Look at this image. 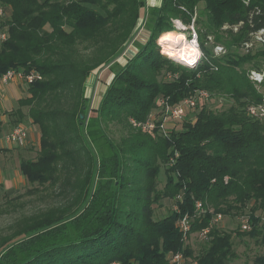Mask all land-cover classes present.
<instances>
[{
    "label": "trees",
    "instance_id": "obj_1",
    "mask_svg": "<svg viewBox=\"0 0 264 264\" xmlns=\"http://www.w3.org/2000/svg\"><path fill=\"white\" fill-rule=\"evenodd\" d=\"M143 7V0H0V33L6 35L0 41V78L9 71L40 77L26 85L27 96L14 113V124L27 117L39 136L37 157L21 160L19 170L28 186H38L29 193L54 203L45 202L0 234V264H170L177 253L190 264H228L232 234L264 245V118L247 113L263 102L264 92L248 78L250 71L260 72L258 62L243 67L264 58V44L253 55L234 51L264 30V0H162L141 20ZM195 9L202 58L192 68L160 55L156 40L173 32L169 19L190 25ZM141 23L147 25L145 43L112 74L91 110L89 79L117 63ZM211 35L226 49L223 57L205 49ZM196 91L209 99L196 101L198 111L192 118L186 113L179 128L168 124L161 132L162 102L175 106ZM217 98L233 104L213 111L208 101ZM152 115L156 128L150 132L130 124ZM108 123L118 124L127 138L123 153L113 149L112 180L101 183L106 157L98 158L97 144L106 146ZM127 163L135 175L125 177ZM161 168L165 182L156 192ZM137 185L135 209L123 201V191ZM5 193L6 203L15 199L16 191ZM153 204L168 207L159 220L153 219ZM245 213L251 231L225 232L214 225L196 254L187 244L214 216ZM186 216L190 229L184 239L179 226Z\"/></svg>",
    "mask_w": 264,
    "mask_h": 264
},
{
    "label": "rangeland",
    "instance_id": "obj_2",
    "mask_svg": "<svg viewBox=\"0 0 264 264\" xmlns=\"http://www.w3.org/2000/svg\"><path fill=\"white\" fill-rule=\"evenodd\" d=\"M143 3H144V7L142 9V17H141L142 19L141 20H143L145 10H147V14L149 15V12L151 9H157L160 7L154 4H149L150 3L149 0H143ZM198 14H199V10L195 9V19L197 18L196 16ZM148 15H147L148 22H149L148 24H150L151 21H153V18ZM177 21L179 20L169 19L167 20V26L169 25L173 29V33L183 34L186 38V41L189 42L188 37L191 33L189 30V25L185 26L182 22L179 21L181 26H177ZM198 28H201V27L198 26ZM195 31L197 33L198 43H199V36H198V32L196 28H195ZM147 37H148L147 25L145 27V23H144V25L142 24V26L140 27V30L138 34L136 35L134 42L127 49V52L125 53V55H123L117 61L115 65H111V66L101 69L96 75H93V77L89 79L87 83L86 97L90 99L91 110H95L98 107L101 97L104 93L105 87H107L112 80V77H113L112 74L115 73L119 68H122L126 64L127 60H129L130 58L134 56V54L136 53L135 47L144 44ZM157 40H156V45L159 48L160 55L168 59H174L180 65L186 64L177 58H171V57H168L166 54H164L162 50L163 46L160 45V39L158 43H157ZM203 45L205 49L206 48L210 49L212 52H213L214 46H221L223 50L221 53L218 54L217 58L223 57L227 53L226 49L221 44L215 43L214 36L212 35L204 39ZM257 46L259 45H255L250 49L251 55L257 52V50L254 49V47H257ZM199 47H200V44H199ZM234 51L240 56H244L247 52L242 48L236 49ZM199 52L202 53L201 49L199 50ZM255 62H258L257 65L260 67L259 73H261L264 77V58L263 59L258 58L256 60H252L250 64H245L243 67L246 69L254 68ZM197 64L198 62H195L194 64H191L193 65L191 67L193 68ZM11 83L12 82L8 83L7 85ZM262 83H264V81ZM7 85H3V86H7ZM1 86H0V117L2 116V113L4 114V111H5V114H6V111L9 112L8 113L9 115H6V116H7V121L10 120V123L7 122V124H9L12 128L19 123L13 124V121L16 118L13 115L14 112L12 114L10 110L12 108L13 109L18 108V99L26 95V85L22 84L21 88H17L16 86H13V85H10L8 87H1ZM256 90L261 93L264 92L262 90V84L260 86H257ZM6 96L9 97L8 101H5ZM202 102H205V101L201 100V103ZM208 102L209 104L207 106L210 107L211 110L213 111L226 110L231 106V104H233L232 100H229V99L226 100L223 98L212 99V100H209ZM199 106H201V104ZM22 109H23V112L26 113L27 108H22ZM196 111H198V109L196 108L193 110H189L186 114L187 115L186 118H192ZM92 114L93 113H90V115ZM151 117H154V115H152ZM22 123L24 124V127L27 126V128L29 129L30 139L35 140L38 135L37 128L30 124L27 117H24L22 122L20 123V125L23 126ZM169 125H172L170 128H179L181 125V121L178 120L177 122L169 123ZM8 132L7 130H3V128H0V145H4V146L8 145V143L4 141V137ZM105 137H106V146L102 147L103 142H99L97 144L98 158L106 157V173L101 176L100 178L101 183H105V182L107 183L112 180L110 171L114 165L113 149L117 151L118 149L123 148V151H122L123 153L125 150L124 149L125 145H123L124 144L123 142L127 138L125 131L122 130L118 124H114V123H108V125L106 126ZM34 140L32 142H34ZM29 144L31 145V142ZM9 145L13 146L14 148H19L18 150L21 149L20 155H26L25 158H27L28 160H34L37 157V154H38L37 146L36 148L32 147L31 151L27 152L23 150L27 147L28 145L27 142H26V145L23 147H18L14 144H9ZM121 154H120V158H122L123 161L125 160V158L127 160V157L130 156V153H126L125 158H124L122 157ZM128 163H127V168L125 170L126 171L125 177L131 176L132 174L133 175L136 174L135 172L130 171L133 168V165L128 164ZM15 170H17V163L15 159L9 160L8 162L5 161V166L3 167L2 173L0 174V181L2 180L3 182V180L7 178V175H9V173L12 174V172H14ZM164 182H165L164 171L161 168L159 171V179L157 180V187L155 189L156 192H162ZM35 188H38V186L36 185L28 186L26 183L24 184L21 183L18 186V189L15 190L16 194L13 195V198L15 199L13 201L10 200L8 203H6V198H5L6 191L4 190L5 188L4 186L2 187L0 185V204H1L0 234L7 235L9 233L8 226L11 223H13L15 220H17L18 218H21L22 216H29L31 213H34L40 209L45 208L46 206L45 202H48L49 204L52 205L53 203L52 199H45V198L42 199V197H40L38 193H29L30 189L34 190ZM140 188L141 187L137 185V186H134L130 192H129L130 189H127V188L123 191V193H125V195L123 194V201L127 203L128 205H130L131 208H134V206H136L135 207L136 209L139 206V202H136L137 200L136 194L139 195L138 190H140ZM151 197H153V194L151 195ZM125 198H130V202H127ZM152 208L154 210L153 219L155 220H159L162 215L167 213V209H168V207L166 206L158 207L157 204H153ZM216 225L217 227H219L221 230L225 232H234L236 229H239L236 219L229 218V217H223L221 222H218ZM203 239L204 238L198 233H194L188 238L187 244L192 249L194 254H196L199 251L200 247L204 244ZM231 242H232L233 258L228 264H251L254 262V260L258 258L264 259V245L260 243L259 239L255 240L249 237L237 238L235 237L234 234H232ZM192 264H195V263H192Z\"/></svg>",
    "mask_w": 264,
    "mask_h": 264
},
{
    "label": "built area",
    "instance_id": "obj_3",
    "mask_svg": "<svg viewBox=\"0 0 264 264\" xmlns=\"http://www.w3.org/2000/svg\"><path fill=\"white\" fill-rule=\"evenodd\" d=\"M181 9L183 10L182 7ZM1 14L2 12L0 10V16ZM194 21H195V15L192 17L191 23L189 25V30L191 33L188 38L190 42L193 36H195L197 40L198 49L200 50L197 33L194 27ZM5 38H6V35L3 33H0V41L5 40ZM263 44H264V30H261L260 32L253 35L252 39L248 43H244L242 49L248 52L253 46L263 45ZM222 50L223 48L221 46H214L213 48L214 56L217 57L218 54L222 52ZM201 58H202V55L200 53V56L196 59L195 62H198ZM185 65H189V64H185ZM189 66H193V65H189ZM256 74H259L260 79L256 78ZM248 78L255 87L260 86L262 82L264 81L263 75L256 71H250ZM38 80H40V77L34 73L23 74L21 72L9 71L0 78V84L7 85L10 82H19L21 84L28 85ZM208 99H209L208 93H206L205 91H196L191 97L183 100L182 102H180L179 104L175 106H168L162 102L161 104L163 105L161 108V110L163 111L162 116H161L162 122H161V125L159 126L160 128L159 130L163 132V130L165 129L166 126H168L169 123H173L183 118L189 110H193L195 108L196 101L198 100L206 101ZM247 113L249 116L253 118H258V119L264 118V99H263V102L259 105L249 106L247 108ZM154 118L155 117H150L148 120H146L143 123L130 120V124L135 129H140L143 132H150L156 128L155 123H154ZM26 138H27L26 128L20 124H17L14 127H12L10 131L5 135L4 141L8 144H14L18 147H23L26 145ZM195 209H196V212L198 213L202 212L200 203H196ZM260 217H261V223L264 224V212L261 213ZM222 219H223V216L220 214L214 216L211 224L206 229H204L201 233H199V235H201L203 238L206 237L210 229L214 225H216L218 222H221ZM234 219H236L240 231L242 232L251 231L252 227L250 224V218H249L248 213L241 214L235 217ZM189 224H190V220L188 219L187 216L182 218L179 227H180L181 232L183 233L184 239H186L188 235V232L190 229ZM169 260H170L169 261L170 264H190V263H187L185 257L181 253L172 255ZM111 264H117V263H111Z\"/></svg>",
    "mask_w": 264,
    "mask_h": 264
},
{
    "label": "crops",
    "instance_id": "obj_4",
    "mask_svg": "<svg viewBox=\"0 0 264 264\" xmlns=\"http://www.w3.org/2000/svg\"><path fill=\"white\" fill-rule=\"evenodd\" d=\"M150 3L149 4H154L156 6H160L161 5V2L162 0H149ZM141 16H142V13H141ZM127 52V51H126ZM125 52V53H126ZM125 55V54H124ZM10 85H13V86H16L17 88H21V83L19 82H12L11 84L7 85V86H0L1 87H8ZM27 96V93L24 97H21L18 99L21 100L23 98H25ZM9 100V97L6 96L5 97V101H8ZM18 108H15V109H11L10 112H13L15 113L16 110ZM9 112L6 111V114H5V111H4V114L2 113V116L0 117V128H3V130H7V132L11 129V126L8 123H10V120L7 121V116L6 115H9L8 114ZM14 115V114H13ZM16 116V118L18 117L17 115H14V117ZM28 119V118H27ZM28 121L30 122V120L28 119ZM22 122V121H21ZM20 122V123H21ZM19 123V124H20ZM14 124V123H13ZM12 124V125H13ZM23 124V123H22ZM31 124V122H30ZM32 125V124H31ZM24 126V124H23ZM25 128L27 129V138H26V142L28 143L27 147L25 149H23L24 151H31V148L32 147H35L37 146V143H38V135L36 137V139H30V132H29V129L27 128V126H25ZM30 140V141H29ZM34 140V142H32ZM31 142V145L29 144ZM33 143V144H32ZM7 145V144H6ZM19 148H14L13 146L11 145H7V146H4V145H0V174L2 173V169L3 167L5 166V161L8 162L9 160H13L15 159L16 163H17V170H15L14 172L9 173V175H7V178L0 181V185L3 187L4 186V190L7 192V191H15L16 189H18V186L21 184V183H26L25 179L23 178V176L21 175L20 173V170H19V162L21 160H28L27 158H25L26 155H20L21 154V149L18 150ZM25 153V152H24Z\"/></svg>",
    "mask_w": 264,
    "mask_h": 264
},
{
    "label": "clouds",
    "instance_id": "obj_5",
    "mask_svg": "<svg viewBox=\"0 0 264 264\" xmlns=\"http://www.w3.org/2000/svg\"><path fill=\"white\" fill-rule=\"evenodd\" d=\"M177 26H181L179 21H177ZM160 42L164 45L162 49L164 54L185 61L189 65L194 64L200 56L195 36L187 42L183 34L168 32L160 38ZM256 78L260 79L259 74H256Z\"/></svg>",
    "mask_w": 264,
    "mask_h": 264
},
{
    "label": "bare ground",
    "instance_id": "obj_6",
    "mask_svg": "<svg viewBox=\"0 0 264 264\" xmlns=\"http://www.w3.org/2000/svg\"><path fill=\"white\" fill-rule=\"evenodd\" d=\"M174 34H176V33H174ZM160 44H161V42H160ZM163 47H164V45L163 44H161ZM178 59V58H177ZM180 60V59H179ZM180 61H182V60H180ZM182 62H184V63H186L185 61H182ZM187 64V63H186Z\"/></svg>",
    "mask_w": 264,
    "mask_h": 264
}]
</instances>
